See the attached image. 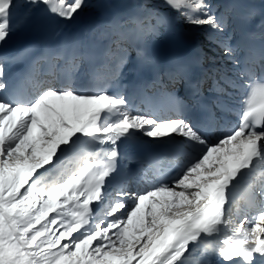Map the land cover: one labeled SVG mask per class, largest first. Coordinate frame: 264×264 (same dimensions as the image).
<instances>
[{
	"label": "snow or ice",
	"instance_id": "6c2138e0",
	"mask_svg": "<svg viewBox=\"0 0 264 264\" xmlns=\"http://www.w3.org/2000/svg\"><path fill=\"white\" fill-rule=\"evenodd\" d=\"M85 7L0 0V44L36 11L72 21ZM230 19L213 0H139L137 14L109 22L104 61L57 52L28 96L6 71L27 49L0 54V264H264V32L244 45ZM174 20L203 29L207 53L174 59L164 90L144 98L156 111H140L108 88L130 39L139 63H155L150 43ZM22 79L34 80L31 67ZM137 134L163 148L145 162L155 179L143 190L120 163L119 145Z\"/></svg>",
	"mask_w": 264,
	"mask_h": 264
},
{
	"label": "bare ground",
	"instance_id": "6f19581e",
	"mask_svg": "<svg viewBox=\"0 0 264 264\" xmlns=\"http://www.w3.org/2000/svg\"><path fill=\"white\" fill-rule=\"evenodd\" d=\"M89 2L92 15L88 17L84 16L83 10L72 21L57 22L54 18H50L46 15V25L50 28L53 42L62 55H71L76 52L83 54L86 57H95L92 52L97 46L101 43L104 45L109 44V42L115 38L114 32L116 29L114 25L109 22L114 18H126L129 15L138 13L139 0H89ZM213 4L217 7L218 11H221V13L227 12L230 14L231 19L229 22V30L232 31L233 12L230 10H224L219 0H213ZM203 36V29L193 30L184 24H178L174 20L172 21V30H162L159 37L162 38V41L165 44H170L176 47L187 45L194 47L195 49L204 50L208 44ZM128 54L131 62L134 53L129 47ZM88 67L89 66L85 64L80 74L85 80V69ZM40 79L39 76H36L32 82H29L30 94L33 91L34 83ZM235 118V116H230L227 122L213 127L211 129L210 138L215 140L216 136L228 131L232 125L236 123L234 122ZM122 160L123 159H121V161ZM121 169L123 173L122 178L128 181V187L131 190H143L152 183L151 179H149L147 174L143 173L142 170L137 175H134L132 173L133 167L128 163L122 162ZM251 214H254V211Z\"/></svg>",
	"mask_w": 264,
	"mask_h": 264
},
{
	"label": "rangeland",
	"instance_id": "374dc122",
	"mask_svg": "<svg viewBox=\"0 0 264 264\" xmlns=\"http://www.w3.org/2000/svg\"><path fill=\"white\" fill-rule=\"evenodd\" d=\"M86 2H87V7H85V8L83 9V13H84V16H85V17H88V16L92 15V11L90 10V2H89V0H86ZM175 21H176L178 24L183 25V21H182V20H175ZM203 37H204V36H203ZM111 48H114V45H112ZM207 50H208V46H207L206 49H204L203 51H204L205 53H207Z\"/></svg>",
	"mask_w": 264,
	"mask_h": 264
}]
</instances>
